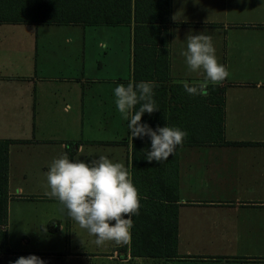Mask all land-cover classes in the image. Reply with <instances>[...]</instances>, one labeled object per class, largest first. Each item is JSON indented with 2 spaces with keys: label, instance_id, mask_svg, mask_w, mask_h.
<instances>
[{
  "label": "crops",
  "instance_id": "1",
  "mask_svg": "<svg viewBox=\"0 0 264 264\" xmlns=\"http://www.w3.org/2000/svg\"><path fill=\"white\" fill-rule=\"evenodd\" d=\"M133 8L130 0L127 23L0 22V31H35L34 43L23 46L25 61L8 60L19 71L0 72V139L10 141L8 203L16 198L50 199L44 195L46 174L64 153L72 161L85 162L103 155L124 164L131 174L132 137L128 121L116 107L114 89L134 82ZM126 15L121 11L112 17ZM165 27L170 31L166 86L203 82V70L190 71L182 55L187 37L199 33L212 37L218 62L229 71L217 85L222 103L201 101L196 112L208 116L220 106L222 138L178 145L177 256L165 263L263 264L258 262L262 255L223 254L220 249L264 243V0H171ZM119 31L131 34L128 50L115 44ZM178 93L177 98L185 101V89L180 87ZM169 104L171 109L182 107L172 99ZM57 211L60 214L49 216L55 230H63V220L65 228L95 244L96 238L67 210L66 215L63 207ZM2 228L9 244L7 221ZM128 243L95 244L92 252L76 255L85 256L90 264L153 262L130 256L128 248L119 250ZM8 247L12 253L7 255L21 252Z\"/></svg>",
  "mask_w": 264,
  "mask_h": 264
},
{
  "label": "trees",
  "instance_id": "2",
  "mask_svg": "<svg viewBox=\"0 0 264 264\" xmlns=\"http://www.w3.org/2000/svg\"><path fill=\"white\" fill-rule=\"evenodd\" d=\"M133 5V80L134 83L155 82L153 99L159 107L151 114L145 112L141 123H146L153 130L157 126L178 127L188 134L184 142L222 138L220 106L212 115L199 116L196 113L200 111L197 104L201 101L221 104V88L208 85V95L187 93L185 101H181L177 97L183 85L168 87L165 84L170 39V31L165 25L170 21L171 0H133ZM121 11L127 12L125 18L112 17ZM129 15L130 0H0V22L117 24L129 22ZM170 99L173 103L181 102L182 107L175 105L172 112ZM139 107L140 104L135 109ZM200 121L205 122L201 129ZM9 143L0 139V251L3 254L12 253L7 244V231L2 229L7 221ZM177 148L167 160L149 163L145 158L146 151L151 149L150 138L132 137L131 178L139 193L140 207L138 214L131 217L133 227L128 245L118 247L125 252L128 248L132 257L177 256Z\"/></svg>",
  "mask_w": 264,
  "mask_h": 264
},
{
  "label": "clouds",
  "instance_id": "3",
  "mask_svg": "<svg viewBox=\"0 0 264 264\" xmlns=\"http://www.w3.org/2000/svg\"><path fill=\"white\" fill-rule=\"evenodd\" d=\"M71 43V41H67ZM101 47H107L102 43ZM190 71L203 70L204 80L189 86L183 84L190 95H206V89L220 85L229 76L227 67L218 62L212 37L202 33L187 37V50L182 53ZM153 81L129 82L125 87L118 84L114 89L115 104L121 117L128 121L131 137L148 136L150 151H146V160L151 163L165 161L182 145L188 135L178 127L157 126L155 130L141 123L145 112L151 114L157 110L153 99ZM140 104L138 110L135 106ZM67 149L70 145L65 144ZM47 188L44 195L56 199L67 215L80 228L94 236L95 244L102 246L106 242L118 245L127 244L131 238L133 221L131 217L139 212V193L134 186L131 174L124 164L113 162L106 156L85 162L72 161L67 153L53 160L46 174ZM18 192L22 191L20 189ZM127 217V218H125ZM46 231V229H44ZM14 264H45L35 255L19 257Z\"/></svg>",
  "mask_w": 264,
  "mask_h": 264
},
{
  "label": "rangeland",
  "instance_id": "4",
  "mask_svg": "<svg viewBox=\"0 0 264 264\" xmlns=\"http://www.w3.org/2000/svg\"><path fill=\"white\" fill-rule=\"evenodd\" d=\"M78 32L81 33V31H74L75 34ZM34 40L35 31H0V72L12 74L19 71L14 64H8V60L14 58L16 62L25 61L22 52L23 46H30ZM96 42L98 43L97 39ZM115 44L119 45V49L122 46L123 51L128 50L131 47L129 31H119L115 37ZM27 55L30 57V52ZM43 198H16L9 203L7 201V224L10 237L8 245L11 249L21 252L7 255L0 251V264H14L17 258L29 255L39 257L45 264H90L91 260L89 262L85 256L76 254L92 252L95 244L89 240H81L83 235L76 234L74 229L70 227L65 228L66 222L63 220V230H55V225L53 221L49 220V216L51 213L60 214V211L57 210L63 205L59 201ZM63 212L66 215V209ZM220 252L223 254L250 253L264 256V243L226 245V248H221ZM162 259L164 258H152L151 264H167L165 260L168 261L169 259L165 258L163 261ZM258 262L264 264V258Z\"/></svg>",
  "mask_w": 264,
  "mask_h": 264
}]
</instances>
